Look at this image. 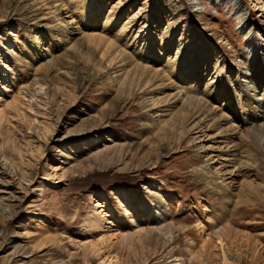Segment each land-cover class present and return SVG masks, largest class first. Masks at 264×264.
<instances>
[{
	"label": "rangeland",
	"instance_id": "obj_1",
	"mask_svg": "<svg viewBox=\"0 0 264 264\" xmlns=\"http://www.w3.org/2000/svg\"><path fill=\"white\" fill-rule=\"evenodd\" d=\"M253 64L264 0H0V264H264Z\"/></svg>",
	"mask_w": 264,
	"mask_h": 264
},
{
	"label": "bare ground",
	"instance_id": "obj_2",
	"mask_svg": "<svg viewBox=\"0 0 264 264\" xmlns=\"http://www.w3.org/2000/svg\"><path fill=\"white\" fill-rule=\"evenodd\" d=\"M17 2V1H16ZM14 3V4H16V6H18L19 4L18 3ZM100 8V7H99ZM18 9V8H17ZM95 13L97 14L98 13V8H96L95 9ZM252 20H253V18H251ZM99 37V36H98ZM100 38H103V37H100ZM95 39V38H94ZM106 38H104V40H105ZM108 39V38H107ZM109 41V40H108ZM100 42V44L101 45H104L105 44V42H107V41H103V42H101V41H99ZM108 43V42H107ZM113 43V42H112ZM111 43V40H110V43L108 44V46H107V48H106V50H104V55H109L110 53H111V51H112V49L114 50V48H113V46H114V43L112 44ZM112 44V45H111ZM106 45V44H105ZM103 47V46H102ZM149 51V52H148ZM148 51H147V49H144L143 50V52L144 53H148V54H152L153 56H155V58L157 59V58H159V56H156L155 55V53H156V51L155 50H153V52L150 50V49H148ZM124 54V53H123ZM122 54V55H123ZM126 55H128V54H126ZM110 56V55H109ZM119 56H121V54H119ZM125 56V54L123 55V57ZM129 56V55H128ZM154 58V59H155ZM127 60L129 61V58H127ZM166 60V62L167 63H169L170 64V66H171V68L174 70V72H171L170 74H172V77H176V75L177 76H184V77H186V75H187V73H189V74H192V73H196V71H195V68L194 67H190V69H189V71H187V69H188V65L189 64H191L190 62H189V60H187V62H183V61H181V60H175V61H173L172 59H165ZM123 61H125V60H123ZM130 63V62H129ZM128 63V64H129ZM138 64V63H137ZM136 64V68L133 70L134 71V75L135 76H140L141 78H145V80H144V82L146 81V80H148L149 78L150 79H153V77H149V75L151 74V72H153V70L154 69H152V67L150 68V67H144V66H141V65H137ZM130 65V64H129ZM257 64H253V66H252V68H250V69H247V70H243V69H240V68H232V71H231V75H234V76H236V79H237V81H238V83L240 84V81H239V77L241 78V77H247V79H248V77H251L250 75L251 74H253V77L255 78V79H257V81L258 82H261V83H264V73L263 72H258V70H259V67H257L256 66ZM148 66V65H147ZM156 73H157V71H156ZM163 73V72H162ZM173 73H175V74H173ZM130 74V73H129ZM128 74V75H129ZM154 76V75H153ZM156 76H158V74H156ZM156 76H155V78H156ZM167 77V76H166ZM172 77L169 79V80H171L172 79ZM160 78V77H159ZM164 78V77H163ZM157 79V78H156ZM165 79V78H164ZM188 79V78H187ZM247 79H245V82L247 83L248 81H247ZM152 81V80H151ZM162 81V80H161ZM234 82H235V80H234ZM134 84V83H133ZM135 85V84H134ZM253 87H255L257 90H262V92H264V86L263 85H260L259 83H257V84H255ZM233 89V91H235V94L237 95V96H239V98H241L243 101L245 100L246 101V103L247 104H249L250 105V108H247L249 111H251L252 110V108L254 107V104L252 103V102H250V101H247V94H243V93H249V89L250 88H248L247 86L246 87H243L242 88V90H240V89H237V88H235L234 86L232 87ZM252 89V88H251ZM252 90H255V89H252ZM263 95V99H262V104L264 105V93L262 94ZM196 100V99H195ZM189 102V101H188ZM244 103V102H243ZM199 104V103H198ZM198 104H197V102L196 101H194V100H191V102H189L188 103V105L186 106L185 105V107L183 106L182 107V109L178 112V113H176V115H175V117L173 118V123H174V125L175 126H177V127H179V126H183L185 123H187L188 121H189V119L191 118V117H193L194 116V114H193V109L194 108H197L198 107ZM245 105V104H244ZM191 108H193V109H191ZM245 109H246V107H245ZM198 111H199V108H198ZM197 111V112H198ZM258 111H259V109H258ZM202 116V115H201ZM255 118H258L257 117V115L255 116ZM263 118H264V110H263ZM200 122H201V120H199V121H197V126H200L201 127V125H200ZM261 123V122H260ZM253 124H255V126L257 125V124H259V122L257 121V120H255V121H253ZM261 126V125H260ZM262 127V126H261ZM254 129H256V128H254ZM258 131V130H257ZM260 131V130H259ZM251 134H253L254 136L253 137H255V136H257V134L254 132V131H252L251 132ZM260 134H261V131H260ZM229 144H231V143H229ZM233 147H235V146H233ZM218 245L219 246H222L223 245V241H221L220 239L218 240ZM102 250V249H101ZM110 250V249H109ZM109 250L108 249H104V250H102L100 253H99V255H98V257H99V259H100V264H115V259H114V257H112L111 256V254H110V252H109Z\"/></svg>",
	"mask_w": 264,
	"mask_h": 264
}]
</instances>
